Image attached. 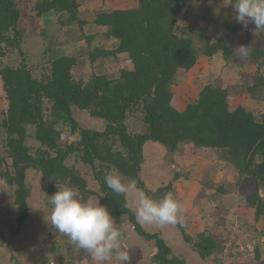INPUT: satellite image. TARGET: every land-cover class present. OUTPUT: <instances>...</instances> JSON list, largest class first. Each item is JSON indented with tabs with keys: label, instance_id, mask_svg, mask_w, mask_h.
<instances>
[{
	"label": "trees",
	"instance_id": "trees-1",
	"mask_svg": "<svg viewBox=\"0 0 264 264\" xmlns=\"http://www.w3.org/2000/svg\"><path fill=\"white\" fill-rule=\"evenodd\" d=\"M79 7L77 0H39L33 9L39 19L52 13L67 14V23L78 21L83 28L88 23L79 19ZM191 10V0H138L133 8L96 13L92 23L107 28L106 39H113L117 44L113 49H106L100 46V41L93 45L96 36H87L89 61L94 64L123 55L129 69H122L119 76L104 73L92 74L88 82L77 79L76 55L51 60L49 75L42 80L34 77L25 62L18 67L0 68L6 103L1 127L6 135L7 154V157L0 156V181L13 191L18 228L13 237L21 233L31 218L28 170L41 173L43 181L49 182L50 192L54 184L69 182L85 197L98 195L66 164L70 156L77 155L83 164L93 168L101 205L107 206L117 224L129 223L141 242L152 245L151 250L146 247L152 253V263L186 264L183 257L174 253L176 237L171 233L202 259H210L222 246V241L212 232L204 230L193 235L184 225L177 224L163 230L156 226L161 232L152 233L136 216L132 191L126 196L118 195L106 186L104 176L115 168L125 178L134 179L137 187L153 199L173 191L172 182L152 191L143 179L145 146L150 142L161 145L169 153H175L182 145L221 151L223 159L239 174L238 188L253 187L247 205L255 209L256 221L264 218V198L258 195V190L264 189V113L259 115L249 106L232 108L231 89L215 83L203 86L198 98L185 110L180 111L173 104V86L180 70L191 71L204 57L221 55L227 62L238 60L235 45L225 36L211 37L207 30L179 25L180 13L188 17ZM21 17L15 0H0V58L9 50L20 49ZM240 28L231 23L222 24V29L229 34L238 33ZM193 35L205 44L202 52L196 48ZM248 59L259 61L261 73L264 49L252 47ZM261 90H264L263 73L246 93L257 101H264L258 95ZM46 102L51 103L48 115L44 108ZM79 111L101 119L105 129L82 127L77 119ZM131 116H142L141 132L129 130L127 121ZM30 128L40 143L34 152L28 144ZM78 134L79 140L73 141L71 136ZM178 179L176 174L174 180Z\"/></svg>",
	"mask_w": 264,
	"mask_h": 264
},
{
	"label": "rangeland",
	"instance_id": "rangeland-1",
	"mask_svg": "<svg viewBox=\"0 0 264 264\" xmlns=\"http://www.w3.org/2000/svg\"><path fill=\"white\" fill-rule=\"evenodd\" d=\"M38 1L15 0L22 12L18 28L22 34V42L20 49L9 50L7 55L0 58V68L18 67L25 62L34 77L42 80L49 75L51 60L63 55H76L79 62L74 69V75L84 82H88L92 74L109 73L119 76L122 69H129L123 55L91 64L90 49L86 43L87 36H96L93 45L100 41V46L106 49H113L116 42L106 40L104 29L97 28L93 24L82 28L78 21L67 23V14L52 13L39 19L33 9ZM77 2L80 5L78 17L87 23H91L98 12L118 8L129 9L138 5V0H77ZM191 4L192 10L188 17L184 12L179 15L178 21L181 27L187 25L191 28L207 30V35L211 37L223 35L236 48L240 45H254L256 48L264 49L260 39L252 38L250 34L244 32L229 34L222 29L223 23L242 26L233 19V13L224 9L223 5H229V0L207 2L191 0ZM193 38L196 48L202 52L205 44L198 36L193 35ZM219 57L222 58L221 55ZM235 57H237L236 50ZM215 58L204 57L191 71L180 70L177 73L173 86L174 106L180 111L185 110L189 103L198 98L203 86L215 83L231 89L232 108L240 105L249 106L257 114H263L264 101H256L246 93L247 88L254 84L256 78L261 73L264 74V68L261 73L259 71V61L247 59L242 62L238 59L236 62L232 60L224 62L218 57ZM261 91L258 95L260 93L264 98V90ZM4 97L3 82L0 78L1 157H7L4 150L6 135L1 127L6 108ZM44 108L48 115L51 103L46 102ZM77 119L84 128L102 131L105 129V123L101 119L91 117L86 111H79ZM130 121L133 130L141 132L144 127L142 116L133 117ZM29 134L28 144L34 152L40 147V143L33 137V128H30ZM79 138V134L71 136L73 141ZM7 161L10 165L11 160ZM66 164L87 181L90 190L98 193L91 196L99 199L101 192L94 178L93 168L83 164L77 155L70 156ZM176 174L179 175L178 180H174ZM142 176L152 191L170 182L173 183L174 190L169 192L175 193V198L184 205L185 222L182 225L187 232L192 231L195 235L204 230L210 231L222 241L219 251L224 252L228 249L226 252L231 258H235L234 255L238 252V257H246L245 260H249L251 264L260 260H263L261 264H264V218L256 221L255 209L247 205L253 187L247 185L243 189L238 188L239 174L223 159L221 151L182 145L175 153H169L161 145L150 142L145 146ZM127 182L128 179L125 180V183ZM27 185L30 189L28 205L31 218L26 227L21 228V233L13 237L18 229L17 210L12 204L13 191L5 182L0 181V264H95L88 252L74 245L51 224L49 197L58 191L57 186L73 185L69 182L54 184V190L50 192L49 182L43 181L42 174L35 170H28ZM219 189H223L225 193H221ZM130 195L134 196L135 192L132 191ZM117 225L121 231V247L128 252L130 259L133 253L132 245L139 248L148 247L151 250V244L139 243L140 240L129 223ZM154 227L156 226L145 224V228L152 233L161 232L166 228L156 230ZM171 235L176 237L174 233ZM233 251L234 255L231 254ZM108 264H116V261H109Z\"/></svg>",
	"mask_w": 264,
	"mask_h": 264
},
{
	"label": "clouds",
	"instance_id": "clouds-1",
	"mask_svg": "<svg viewBox=\"0 0 264 264\" xmlns=\"http://www.w3.org/2000/svg\"><path fill=\"white\" fill-rule=\"evenodd\" d=\"M233 19L247 28L254 24L257 31H264V0H231ZM237 59L247 60L251 46L240 45L235 48ZM123 174L113 168L104 176L106 186L118 195L126 196L135 192V212L138 220L147 225L164 228L169 225L183 224L184 205L172 192L165 193L159 199H153L137 187L134 179L125 183ZM51 197L50 220L54 228L63 233L78 248L88 252L95 264H126L128 252L121 247V231L116 219L107 206L101 205L94 196L85 197L78 188L65 185L58 187ZM264 198V189L258 190Z\"/></svg>",
	"mask_w": 264,
	"mask_h": 264
},
{
	"label": "crops",
	"instance_id": "crops-1",
	"mask_svg": "<svg viewBox=\"0 0 264 264\" xmlns=\"http://www.w3.org/2000/svg\"><path fill=\"white\" fill-rule=\"evenodd\" d=\"M229 2L231 3V0H229ZM226 5L225 6L223 5L224 9H226L229 12L233 13V8H232L231 4H229L227 6ZM120 9H122V8H120ZM113 10H116V9H113ZM103 12H110V11H103ZM92 22L88 23L85 26H88L89 24H93ZM94 26L97 27V28L104 29L105 33L107 31V28H105V27H98L96 25H94ZM240 27H241L240 28L241 31H239L238 33L244 32V33H247L248 35L250 34V37L255 38V39L258 38V39H260V44L261 43L264 44V31H257L254 24H249L247 28H244L243 26H240ZM106 40L111 41V42H116L113 39H106ZM115 44H117V43H115ZM251 46L255 47L254 45H251ZM216 57H218L220 59L219 56H216ZM213 59H216V58L214 57ZM202 60L203 59H201V61ZM220 60H223V59L221 58ZM188 233L193 234L192 231H190ZM175 242H176L175 243V247H177V248H174L175 249L174 253L176 255L180 256V257H183L185 259V261H186V264H251V262H248L249 260L248 261L245 260L246 257H243V258L238 257L239 256L238 252L234 255L233 254L234 251H233L231 254L234 255L235 258H231L229 256V254L226 252V250H228V249H226L224 252H223V250L222 251L218 250L216 253H214L212 255V257L210 259L205 261L204 259H202L198 255V253L193 251V249L189 245L185 244V242L182 243V239L181 238L176 236V241ZM139 243H141V241H139ZM132 252H133L132 253V257H131V259L129 258V260L126 262V264H154V263H152V253L147 252L146 248H139V247L132 246ZM261 261H263V260H260L259 262L252 263V264H261Z\"/></svg>",
	"mask_w": 264,
	"mask_h": 264
},
{
	"label": "water",
	"instance_id": "water-1",
	"mask_svg": "<svg viewBox=\"0 0 264 264\" xmlns=\"http://www.w3.org/2000/svg\"><path fill=\"white\" fill-rule=\"evenodd\" d=\"M131 118H133V117H129L128 118V121H127V125H128L129 130H132L133 129V126H132L131 121H130ZM95 165L96 166L99 165V162L97 160L95 161ZM260 189H262V188H260Z\"/></svg>",
	"mask_w": 264,
	"mask_h": 264
}]
</instances>
